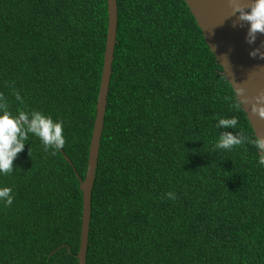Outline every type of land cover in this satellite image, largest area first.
I'll list each match as a JSON object with an SVG mask.
<instances>
[{
    "label": "trees",
    "instance_id": "16d2710c",
    "mask_svg": "<svg viewBox=\"0 0 264 264\" xmlns=\"http://www.w3.org/2000/svg\"><path fill=\"white\" fill-rule=\"evenodd\" d=\"M118 8L86 264H264L258 151L213 150L222 131L256 134L189 5ZM108 25V0H0V92L13 114L62 120L73 162L29 134L14 172L0 174L14 196L0 201V264H79L74 167L85 178ZM233 116L235 129L216 127Z\"/></svg>",
    "mask_w": 264,
    "mask_h": 264
},
{
    "label": "water",
    "instance_id": "95a60500",
    "mask_svg": "<svg viewBox=\"0 0 264 264\" xmlns=\"http://www.w3.org/2000/svg\"><path fill=\"white\" fill-rule=\"evenodd\" d=\"M201 27L205 39L211 50L223 67L226 77L233 88H243L244 97H254L264 91V59L253 58L249 53L264 43V35L258 34L253 44L246 42L249 25L233 26L239 13L232 16L229 0H185ZM251 2V0H243ZM109 25L104 54V64L101 76L99 95L97 100V113L92 132L89 149L88 168L85 178H82L74 167L80 180L83 192V217L81 226V242L78 252L79 264L87 263L89 245L90 221L92 213V195L96 179V170L101 149V139L105 127V115L108 105V96L113 73L115 49L117 44L119 8L118 0H108ZM243 23V22H240ZM264 51V48L261 49ZM252 124L256 136L264 137V120L251 112V105H242ZM66 159L73 164L68 154L61 149Z\"/></svg>",
    "mask_w": 264,
    "mask_h": 264
},
{
    "label": "clouds",
    "instance_id": "9594fccd",
    "mask_svg": "<svg viewBox=\"0 0 264 264\" xmlns=\"http://www.w3.org/2000/svg\"><path fill=\"white\" fill-rule=\"evenodd\" d=\"M229 4L232 8V16L239 13L237 20L233 21V26L235 27L237 24L240 26L249 25L245 38L248 44H253L258 34L264 35V0H251V2L229 0ZM262 48H264V43L253 49L249 55L253 58L259 56V58L264 59ZM12 87L15 99L20 104H24L25 101L19 91L15 90L14 83ZM234 91L238 101L234 105L236 108L248 103L251 105L252 114L264 120V91L254 97H244V99L240 98L244 95L243 88L234 87ZM238 123L239 121L235 116L219 117L217 118L216 127L218 129H235ZM63 129L64 122L62 120L55 121L51 116L40 111L31 110L28 112L20 109L17 110L16 114H13L7 98L0 92V174L7 176L14 172V161L24 151L29 134L41 140L45 151L63 149L66 144ZM245 143H251L255 146L258 151V164L264 166V137L262 136H255L254 139H250L242 130L235 132V134L222 131L219 134L218 141L213 146V150L229 151L235 147L243 146ZM28 154L31 157L30 148ZM12 192L11 187H0V201L4 202L5 207H10L13 204L14 196ZM166 197L171 200L177 199L176 194L172 191L167 192Z\"/></svg>",
    "mask_w": 264,
    "mask_h": 264
}]
</instances>
